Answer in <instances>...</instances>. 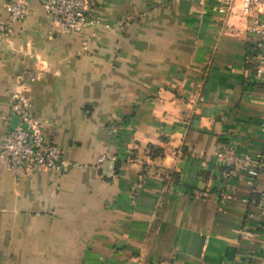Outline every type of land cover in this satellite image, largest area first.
Instances as JSON below:
<instances>
[{"label": "crops", "instance_id": "1", "mask_svg": "<svg viewBox=\"0 0 264 264\" xmlns=\"http://www.w3.org/2000/svg\"><path fill=\"white\" fill-rule=\"evenodd\" d=\"M18 1L28 12L0 37V144L10 90L38 70L26 94L67 167L15 177L0 159V264H264V86L239 24L200 0H92L97 24L63 34L48 0H0V18ZM229 142L262 157L256 180L222 179Z\"/></svg>", "mask_w": 264, "mask_h": 264}, {"label": "built area", "instance_id": "2", "mask_svg": "<svg viewBox=\"0 0 264 264\" xmlns=\"http://www.w3.org/2000/svg\"><path fill=\"white\" fill-rule=\"evenodd\" d=\"M202 13L209 12L218 20H234L249 38L250 47L244 57L255 84L264 86V0H200ZM95 4L92 0H48L45 12L52 25L63 34H78L84 28L96 23L90 17ZM23 1L6 7V16L0 18V37H12L14 26L27 14ZM229 31H238L237 25H226ZM86 49V48H84ZM38 70H25L16 79L10 90V106L5 118V132L0 144V159L13 176L30 174L36 169L49 172H62L67 167L62 157V149L48 141L43 124L32 114V101L26 94L29 83L40 77ZM264 99V97H263ZM110 130L118 132L117 125ZM114 160L109 153H102L98 162ZM216 165L221 168V177H249L256 180L262 171L260 155L242 152L233 143H227L214 154ZM230 199V194H225ZM257 206L264 210V191L259 192ZM241 235L251 234L246 230ZM158 264H181L180 259L164 260Z\"/></svg>", "mask_w": 264, "mask_h": 264}]
</instances>
